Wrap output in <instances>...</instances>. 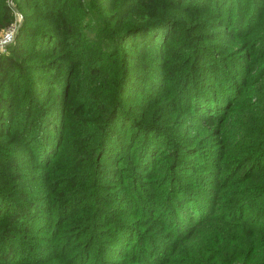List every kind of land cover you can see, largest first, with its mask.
Wrapping results in <instances>:
<instances>
[{"label":"trees","instance_id":"trees-1","mask_svg":"<svg viewBox=\"0 0 264 264\" xmlns=\"http://www.w3.org/2000/svg\"><path fill=\"white\" fill-rule=\"evenodd\" d=\"M236 1L16 0L23 24L11 56H0V264L27 256L17 244L30 237L33 213L55 220L59 234L82 226L74 230L89 243L78 257L90 262L101 217L84 208L87 191L102 187L97 174L130 162L163 167L166 155L172 159L159 176L175 183L177 148L193 149L181 143L186 128L214 137L223 156L249 167L264 162V0ZM9 23L0 0V27ZM205 62L214 88L196 95L198 82L206 87ZM178 106L193 113L192 123L177 116ZM211 119L216 129L208 131ZM28 170L42 171L38 182ZM240 170L225 180L236 188L232 200L243 204L252 192L264 200ZM244 213L217 225L206 218L199 231L186 227L160 264H264V219ZM119 244L120 258L159 264Z\"/></svg>","mask_w":264,"mask_h":264},{"label":"rangeland","instance_id":"rangeland-1","mask_svg":"<svg viewBox=\"0 0 264 264\" xmlns=\"http://www.w3.org/2000/svg\"><path fill=\"white\" fill-rule=\"evenodd\" d=\"M238 2L240 0L236 1ZM167 48V44L160 45L156 51L162 53L167 51ZM203 55L204 60L208 56L214 57L211 54ZM203 66L201 77L206 79L204 84L206 87L201 88V83L198 82L196 95L204 94L208 87L214 88L209 86V82L213 80L209 72L210 67L206 62ZM162 86L164 83H159V87ZM178 103L184 104L180 100ZM192 114L185 112L181 106L177 108V116L187 122H193V119H188ZM212 129L216 127L211 119L208 131ZM193 131V128H186L180 134L186 139V142L181 143H191L193 149L177 148L174 154L176 166L173 167V175L177 181L173 184H168L167 181L162 184V178L159 176L160 172L169 168L168 164L172 157L166 155L160 156V161L164 159L163 162L159 161L163 167H134L130 162L129 167L107 166L97 174L102 187L98 188V193L91 188L87 191L90 198L84 208L90 210L89 217L96 213L101 217L93 228L97 234V242L92 247L93 255L90 262L78 257L79 252L89 243L87 238L80 236L81 231L74 230H82L80 229L82 226L74 223L65 230V234H59V224L55 220L46 218L47 215L42 217L34 213L29 230L30 237L26 238V244H17L27 256H17L16 260L21 261V264H42L60 253L63 257L53 258L50 264H137L132 255L131 258H120L119 252L123 251V246L119 243L125 240V243H129V248L136 253L146 251L152 256V260L160 264L171 257L172 249L181 245L175 235H183L186 227H194L199 231L206 218L217 225V221L222 219L223 215H227V219L233 216L239 218L245 211L243 217L248 215L255 217L260 213L261 219H264V212H260L264 210V200H259L258 195L252 192L243 196L245 197L243 204H236L235 200H232L235 199L236 188L225 183L226 179H233L235 167L241 164L238 177L250 179L249 189L256 191L264 189V162L256 167H249L252 166V162L242 163L238 157L223 156L214 137L204 132L202 136L195 137ZM30 151L29 149L25 154L34 159L35 156ZM24 173L38 182L37 175L42 171L28 170ZM92 178L93 176L90 177ZM92 185L89 182L88 187ZM110 199L112 205L106 204ZM260 199H264V195ZM229 204L231 206H227Z\"/></svg>","mask_w":264,"mask_h":264},{"label":"clouds","instance_id":"clouds-1","mask_svg":"<svg viewBox=\"0 0 264 264\" xmlns=\"http://www.w3.org/2000/svg\"><path fill=\"white\" fill-rule=\"evenodd\" d=\"M8 8L10 23L6 27H0V56H11L9 46H14L15 37L23 24L24 16L18 10L16 0H5Z\"/></svg>","mask_w":264,"mask_h":264}]
</instances>
